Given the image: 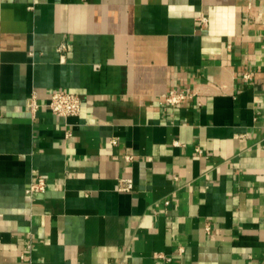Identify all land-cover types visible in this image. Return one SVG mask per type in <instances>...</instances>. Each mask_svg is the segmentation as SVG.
Here are the masks:
<instances>
[{
    "label": "crops",
    "instance_id": "crops-1",
    "mask_svg": "<svg viewBox=\"0 0 264 264\" xmlns=\"http://www.w3.org/2000/svg\"><path fill=\"white\" fill-rule=\"evenodd\" d=\"M126 263L264 264V0H0V264Z\"/></svg>",
    "mask_w": 264,
    "mask_h": 264
},
{
    "label": "built area",
    "instance_id": "built-area-1",
    "mask_svg": "<svg viewBox=\"0 0 264 264\" xmlns=\"http://www.w3.org/2000/svg\"><path fill=\"white\" fill-rule=\"evenodd\" d=\"M202 24L208 22V18L202 16L200 18ZM248 76V74H247ZM196 94L194 90H176L168 92L163 96V102L170 104H179L187 99L193 97ZM82 98L79 93L69 91L67 89H57L51 93L50 99L47 103L48 109L56 116L69 117L78 115L82 109ZM38 104L35 100L31 103V110L35 111ZM115 142V140H113ZM127 159H131L132 156L127 155ZM47 185V180L40 176L39 179L33 182L30 186L29 192L44 191ZM134 187V181L129 177H121L119 179V188L121 190L130 191ZM129 264V263H126Z\"/></svg>",
    "mask_w": 264,
    "mask_h": 264
}]
</instances>
